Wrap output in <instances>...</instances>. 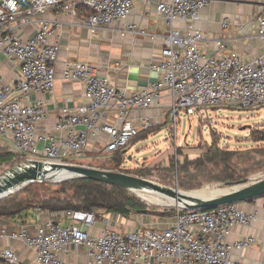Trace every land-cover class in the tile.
I'll return each instance as SVG.
<instances>
[{
	"label": "built area",
	"instance_id": "2783aa9c",
	"mask_svg": "<svg viewBox=\"0 0 264 264\" xmlns=\"http://www.w3.org/2000/svg\"><path fill=\"white\" fill-rule=\"evenodd\" d=\"M211 0H146L164 19L167 30L159 35L139 27L136 0H0V54L16 62L15 82L0 86V136H9L11 147L27 157L23 163L41 161L46 167L72 164L89 153L108 157L127 147L142 131L163 128L165 118L176 130L177 114H201L223 106L250 107L264 104V60L246 58L229 50L225 38H210L190 25L198 20ZM56 11L73 18L91 32L115 30L121 37L130 32L161 43L147 67L157 73L147 87L127 90L116 86L97 65L74 60L63 63L62 75L82 84V100L65 104L51 130L39 132L46 118L41 100L31 102L32 92L46 94L55 86L61 36L50 41L54 29L42 15ZM129 18L132 22L120 26ZM256 34L264 38V11L256 16ZM18 24L33 26L27 36L17 33ZM223 27L229 22L223 20ZM184 26V28H183ZM66 225L49 223L46 232L19 237L36 249L39 264H64L58 253L68 245H84L88 264H235L232 252L250 247L245 236L232 243L226 235L235 225L249 226L257 217L235 204L207 210L178 208L172 222L136 227L126 232L102 229L92 233L101 213L64 210ZM0 264H21L10 249L0 250Z\"/></svg>",
	"mask_w": 264,
	"mask_h": 264
},
{
	"label": "crops",
	"instance_id": "0c3cea01",
	"mask_svg": "<svg viewBox=\"0 0 264 264\" xmlns=\"http://www.w3.org/2000/svg\"><path fill=\"white\" fill-rule=\"evenodd\" d=\"M264 11V0H211L207 8L200 13L198 20L190 25L197 27L210 38H225L229 41V50L236 51L246 58H260L264 60V38L256 34V16ZM83 12L76 18L69 15L48 11L42 15L43 19L51 22L54 34L49 36L54 41L61 36L58 60L55 65V86L52 92L40 94L32 92L29 101L41 100L46 110V118L38 124L39 132L51 130L59 116L58 110L68 104L76 106L82 100V84L79 81L67 80L63 77V63L82 60L95 64L100 74H107L118 87L129 91L147 87L156 81L158 75L147 65L152 56L160 49L161 43L147 36L130 32L121 37L115 30L101 29L91 32L80 23ZM136 16L139 27L148 32L162 35L167 25L163 18L156 16L154 6L146 0H136ZM129 18L120 26L132 22ZM229 22L223 27L221 22ZM184 28V26H183ZM34 30L33 26L18 24L17 33L27 36ZM19 71L16 62H10L0 54V86L15 82ZM0 147H11L9 136H0ZM242 211L256 212V219L249 226L235 225L226 235V242L232 243L245 236H251L254 241L249 248L240 255L232 252L235 264H264V196L235 203ZM64 210L49 211L34 209L22 217L12 218L0 216V250L10 249L18 257L21 264H39L36 262V249L27 245L15 235L25 232L34 235L38 227L47 232L49 223L66 225L68 219L63 215ZM108 219L104 220L92 233H99L102 229L126 232L147 225L162 224L163 218H157L141 213H131L123 216L113 212H100ZM64 264H88L89 257L86 247L68 245L58 253Z\"/></svg>",
	"mask_w": 264,
	"mask_h": 264
},
{
	"label": "rangeland",
	"instance_id": "374dc122",
	"mask_svg": "<svg viewBox=\"0 0 264 264\" xmlns=\"http://www.w3.org/2000/svg\"><path fill=\"white\" fill-rule=\"evenodd\" d=\"M164 121L163 128L142 132L134 138L124 148L126 158L118 165L111 158L92 153L72 164L128 174L176 192L187 200L225 195L264 180V141L256 140L259 132L264 131V104L248 108H207L201 110V114L188 116L179 112L176 133L169 127L170 120L165 118ZM210 148L218 150L217 159L197 167L187 163ZM6 151L12 152L14 157L7 162L0 161V176L27 159L12 148L0 147V154ZM228 152L231 153L229 160ZM185 165L188 171L182 170ZM68 179L23 182L0 193V201L16 198L37 208L50 197L75 199L72 189L63 192L60 186ZM131 192L147 210L141 214L170 223L177 209H181L173 200L142 187Z\"/></svg>",
	"mask_w": 264,
	"mask_h": 264
},
{
	"label": "trees",
	"instance_id": "16d2710c",
	"mask_svg": "<svg viewBox=\"0 0 264 264\" xmlns=\"http://www.w3.org/2000/svg\"><path fill=\"white\" fill-rule=\"evenodd\" d=\"M149 131L150 130L142 132L148 133ZM259 134L260 136L256 140L264 141V131L259 132ZM217 155H220L218 150L216 148H210L201 156H198L193 160H189L187 163L195 164L196 167L202 166L206 161L217 159ZM229 155H231V153H226L228 160L230 159ZM13 157L14 154L12 152L6 151L0 154V161L7 162ZM108 158H111L113 163L118 165L121 160L126 158L124 157V149L113 152L108 156ZM187 165L183 166V171H188ZM60 186L63 192H67V190L72 189L75 194V199L68 197L64 199L50 197L44 200L37 208L49 211L71 209L93 211L98 213L113 212L123 216L129 215L133 212H147L143 204L132 194L131 189L108 185L83 177H73L68 180H64L60 183ZM34 209H36V207L29 205L26 200H17L16 198H11L6 201H0V216L2 217H22L30 210Z\"/></svg>",
	"mask_w": 264,
	"mask_h": 264
},
{
	"label": "water",
	"instance_id": "95a60500",
	"mask_svg": "<svg viewBox=\"0 0 264 264\" xmlns=\"http://www.w3.org/2000/svg\"><path fill=\"white\" fill-rule=\"evenodd\" d=\"M61 170H65L69 174L66 176L57 175L56 173ZM58 177H83L131 190L142 187L173 200L181 209L185 210H207L220 205L235 204L264 196V180H262L225 195L202 200H187L176 192L137 179L128 174L74 164H54L51 167H46L38 160L32 161L30 165H25L23 163L16 165L0 176V193L23 182L43 181ZM231 183L232 182H227V184Z\"/></svg>",
	"mask_w": 264,
	"mask_h": 264
},
{
	"label": "bare ground",
	"instance_id": "6f19581e",
	"mask_svg": "<svg viewBox=\"0 0 264 264\" xmlns=\"http://www.w3.org/2000/svg\"><path fill=\"white\" fill-rule=\"evenodd\" d=\"M57 175H60V176H66V175H68L69 173L67 172V171H65V170H61V171H59V172H57L56 173ZM183 197V196H182ZM184 198V197H183ZM186 199V198H185Z\"/></svg>",
	"mask_w": 264,
	"mask_h": 264
}]
</instances>
